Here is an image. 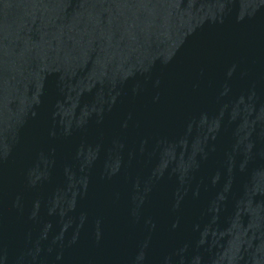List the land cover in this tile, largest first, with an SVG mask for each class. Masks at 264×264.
<instances>
[{"label": "water", "instance_id": "water-1", "mask_svg": "<svg viewBox=\"0 0 264 264\" xmlns=\"http://www.w3.org/2000/svg\"><path fill=\"white\" fill-rule=\"evenodd\" d=\"M0 264H264V0H0Z\"/></svg>", "mask_w": 264, "mask_h": 264}]
</instances>
